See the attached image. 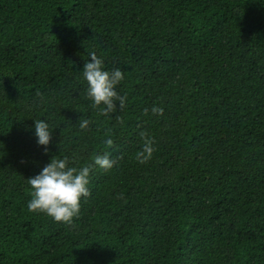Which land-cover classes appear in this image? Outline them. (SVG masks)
<instances>
[{
    "label": "trees",
    "instance_id": "obj_1",
    "mask_svg": "<svg viewBox=\"0 0 264 264\" xmlns=\"http://www.w3.org/2000/svg\"><path fill=\"white\" fill-rule=\"evenodd\" d=\"M89 53L123 107H92ZM53 155L92 165L71 224L27 209ZM0 264H264V0H0Z\"/></svg>",
    "mask_w": 264,
    "mask_h": 264
},
{
    "label": "clouds",
    "instance_id": "obj_2",
    "mask_svg": "<svg viewBox=\"0 0 264 264\" xmlns=\"http://www.w3.org/2000/svg\"><path fill=\"white\" fill-rule=\"evenodd\" d=\"M89 60L85 61L82 78L87 85L86 94L91 100L93 108H99L102 114L111 112L117 102L120 107L125 103V97L117 93L116 87L123 80V73L119 68L105 69L103 60L95 53H89ZM162 111L153 108V113ZM89 121L80 120V127L86 128ZM31 131L37 146H42L45 154L52 138V129L44 119H33ZM144 142L136 159L141 163L150 158L153 151L152 141L141 133ZM110 145L112 141H105ZM93 164L101 169H111L113 161L108 155H97ZM92 165L76 167L67 157L51 156L49 161L40 168L39 172L29 177L27 184L30 189V199L27 209L30 212L43 213L53 222L71 224L80 214L81 199L89 195V173Z\"/></svg>",
    "mask_w": 264,
    "mask_h": 264
}]
</instances>
